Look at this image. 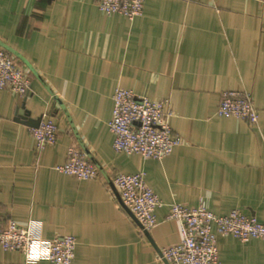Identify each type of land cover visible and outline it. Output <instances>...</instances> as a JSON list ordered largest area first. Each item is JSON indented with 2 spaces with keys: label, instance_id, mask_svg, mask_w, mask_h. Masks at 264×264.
<instances>
[{
  "label": "crops",
  "instance_id": "1",
  "mask_svg": "<svg viewBox=\"0 0 264 264\" xmlns=\"http://www.w3.org/2000/svg\"><path fill=\"white\" fill-rule=\"evenodd\" d=\"M97 0H0V42L30 78L25 97L0 88V226L29 225L38 253L57 235L76 239L72 264H167L180 240L171 202L233 208L264 223V0H145L129 18ZM116 87L168 98L174 134L161 159L117 152L108 122ZM251 93L256 124L216 113L223 90ZM47 112L58 130L36 151L31 127ZM95 178L57 169L69 145ZM143 171L163 204L145 232L111 181ZM39 225V227H33ZM222 264H264V240L217 235ZM0 264H54L0 245Z\"/></svg>",
  "mask_w": 264,
  "mask_h": 264
},
{
  "label": "built area",
  "instance_id": "2",
  "mask_svg": "<svg viewBox=\"0 0 264 264\" xmlns=\"http://www.w3.org/2000/svg\"><path fill=\"white\" fill-rule=\"evenodd\" d=\"M145 0H97V7L107 13H119L129 18L143 11ZM30 78L19 67L16 58L0 42V88H9L22 96L30 93ZM216 113L234 116L250 123L258 122V111L247 90H223ZM172 111L169 99L150 100L136 95L131 89L116 87L113 92L112 117L108 122L113 135L112 147L117 152L139 154L143 158L161 159L181 142L169 122ZM36 151L58 139V130L51 116L45 112L38 125L31 127ZM57 169L78 179L95 178L98 168L86 153L75 144L69 145L66 160ZM122 203L129 208L142 230L157 224L155 209L163 204L148 185L143 171L118 172L111 177ZM167 218L179 223L180 240L161 250V258L169 264H222L218 256L217 235L231 234L241 241L250 238L264 240V223L238 208L217 214L207 208L203 199L196 206L171 202ZM36 239L29 225L9 220L0 226V245L4 249L19 250L25 258L31 253ZM47 258L54 264H72L76 239L73 235H57L46 240Z\"/></svg>",
  "mask_w": 264,
  "mask_h": 264
},
{
  "label": "clouds",
  "instance_id": "3",
  "mask_svg": "<svg viewBox=\"0 0 264 264\" xmlns=\"http://www.w3.org/2000/svg\"><path fill=\"white\" fill-rule=\"evenodd\" d=\"M33 227H39V225H33ZM37 248H38V245L36 243H33L31 253H30V259H35L38 255H41V254L47 257L48 255L47 249L43 250L42 253H38Z\"/></svg>",
  "mask_w": 264,
  "mask_h": 264
},
{
  "label": "water",
  "instance_id": "4",
  "mask_svg": "<svg viewBox=\"0 0 264 264\" xmlns=\"http://www.w3.org/2000/svg\"><path fill=\"white\" fill-rule=\"evenodd\" d=\"M121 200V199H120ZM127 209L129 210V208L127 207ZM130 211V210H129ZM145 232H147V230H144ZM161 254V251H160ZM167 264H169L165 259H163Z\"/></svg>",
  "mask_w": 264,
  "mask_h": 264
}]
</instances>
